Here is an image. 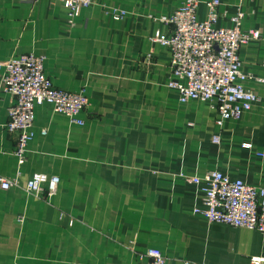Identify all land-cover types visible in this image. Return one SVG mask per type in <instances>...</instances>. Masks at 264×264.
<instances>
[{"label": "crops", "instance_id": "crops-1", "mask_svg": "<svg viewBox=\"0 0 264 264\" xmlns=\"http://www.w3.org/2000/svg\"><path fill=\"white\" fill-rule=\"evenodd\" d=\"M221 1L226 15L219 25H229L240 6L243 28L261 30L260 39L241 47L240 57L244 71L263 77L264 0ZM179 4L93 0L72 24L61 0H0V62L23 53L44 55L54 85L84 89L90 103L80 114L83 125L50 104L37 105L36 133L20 163L16 135L6 129L14 97L1 89L0 71V176L17 182L0 188V250L19 247L17 263L140 264L139 253L150 247L160 248L168 264H249L252 256L264 255V232L195 212L203 207L200 188L179 176L220 170L264 187V83L246 81L257 101L240 119L222 125L213 101L180 103L178 91L168 85L170 52L152 37L157 29L169 31L159 18ZM113 9L128 14L115 19ZM198 14L206 16L204 3ZM149 53L151 66L144 63ZM151 97L162 106L159 128L173 137L186 134L213 152L211 160L190 163L192 155L165 160L161 138L149 144L147 120L135 104L146 105ZM35 172L59 176L52 197L26 191Z\"/></svg>", "mask_w": 264, "mask_h": 264}, {"label": "built area", "instance_id": "built-area-1", "mask_svg": "<svg viewBox=\"0 0 264 264\" xmlns=\"http://www.w3.org/2000/svg\"><path fill=\"white\" fill-rule=\"evenodd\" d=\"M61 1L72 24L83 8L93 4V0ZM200 3L206 6L204 18L198 14ZM221 5V0H180L170 15L159 18L169 31L157 29L152 40L170 52L168 85L178 91L179 102L213 101L220 115L217 122L222 125L225 120L240 119L252 108L258 95L245 83L249 80L264 83V76L244 71L240 57L241 47L260 39L261 30L243 28L246 14L240 6L230 16L229 25H219V19L226 15L220 11ZM112 13L115 19L128 14L124 9H113ZM45 59L44 55L23 53L0 62L1 89L14 97L8 109L6 129L16 135L15 153L20 163L26 159L28 144L36 133L37 105L50 104L56 112L67 115L72 123L83 125L85 120L80 114L88 110L90 104L84 89L70 91L56 87L45 72ZM144 63L155 64L151 53L146 55ZM41 132L45 134L46 129ZM213 141L219 143L220 135H214ZM179 176L200 188L203 207H196L195 212L210 221L264 232L263 186L232 178L220 170H211L203 176L180 172ZM59 183L57 175L35 172L25 188L30 194L50 198L57 192ZM15 185L14 179L0 176L1 189L8 190ZM138 256L140 264H168L167 257L157 247H150ZM249 264H264V255L252 256Z\"/></svg>", "mask_w": 264, "mask_h": 264}, {"label": "rangeland", "instance_id": "rangeland-1", "mask_svg": "<svg viewBox=\"0 0 264 264\" xmlns=\"http://www.w3.org/2000/svg\"><path fill=\"white\" fill-rule=\"evenodd\" d=\"M135 105H136L135 108L138 111V113H142V117L147 120L146 124L148 128L147 130L149 132V136H148L149 144L154 146L158 145L160 142V138L161 141H163L162 142L164 148L163 157L165 160L166 159L174 160L176 155H180V156L184 155V157H187V155H192L193 157H190L188 161L194 164L211 160L213 152L204 150L203 145H200L198 142L197 143L190 142L186 134L173 137V136H169L166 133L165 129L161 130V128H159V122L162 117V111H163L162 106L160 105L159 98L153 99L151 97L148 98V103H146V105L143 104L140 105L135 104ZM160 132H163V135L156 134V133L159 134ZM172 140L174 141L177 140V141L173 142ZM168 143L172 144V146H167ZM181 161L182 160H179V162ZM139 204H140L139 201L133 200V208H139ZM24 219H25V215L23 214H20L17 217V220L20 223H23ZM20 250L21 249L19 247L9 248L6 251L0 250V260H1L0 264H22L20 262L17 263V261H19L20 258H15L16 256H18ZM36 264H45V263H36Z\"/></svg>", "mask_w": 264, "mask_h": 264}]
</instances>
